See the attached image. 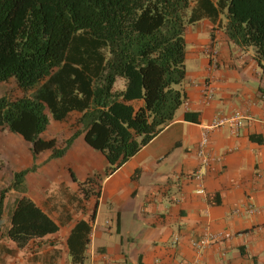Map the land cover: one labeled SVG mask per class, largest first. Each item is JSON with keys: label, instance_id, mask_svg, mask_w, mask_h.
<instances>
[{"label": "crops", "instance_id": "1", "mask_svg": "<svg viewBox=\"0 0 264 264\" xmlns=\"http://www.w3.org/2000/svg\"><path fill=\"white\" fill-rule=\"evenodd\" d=\"M185 42L183 105L160 133L111 173L106 174L104 156L83 135L62 157L50 158V151L34 156L28 142L0 129V264H38L28 257L65 246L74 224L91 216L86 264H264V70L251 50L238 48L207 20L188 26ZM206 84L213 88L209 101L203 96ZM234 111L243 115L242 126L209 132L207 152L219 160L195 180L202 131L217 113ZM78 128L75 122L51 121L41 137L62 147ZM23 170L30 171L21 190L12 188L13 174ZM90 177L98 195L80 207L69 203L71 218L60 225V187L79 196L78 183ZM23 197L59 226L56 233L32 240V251L6 236ZM251 203L255 211L248 214ZM206 232L231 238L217 237L197 255L189 240ZM64 250L60 264H69L66 246Z\"/></svg>", "mask_w": 264, "mask_h": 264}, {"label": "trees", "instance_id": "2", "mask_svg": "<svg viewBox=\"0 0 264 264\" xmlns=\"http://www.w3.org/2000/svg\"><path fill=\"white\" fill-rule=\"evenodd\" d=\"M204 20L238 48L251 50L264 70V0H0V82L14 79L22 93L0 97V129L28 142L34 156L50 151V158L62 157L83 135L104 156L106 174L115 171L183 105L185 30ZM117 79L122 89L114 88ZM72 114L79 128L62 147L42 139L51 119L63 122ZM29 171L15 172L11 187L21 190ZM93 184L91 177L79 182V196L60 187V225L71 218L69 203L80 207L98 195ZM92 221L79 220L70 230L69 264H86ZM58 230L23 197L6 236L24 248ZM61 258L60 248L33 257L38 264H60Z\"/></svg>", "mask_w": 264, "mask_h": 264}, {"label": "built area", "instance_id": "3", "mask_svg": "<svg viewBox=\"0 0 264 264\" xmlns=\"http://www.w3.org/2000/svg\"><path fill=\"white\" fill-rule=\"evenodd\" d=\"M215 57L216 53L213 52L211 61L215 64ZM203 96L206 101H209L212 98L213 94V88L210 84H206L204 90H203ZM186 105V103H185ZM244 117L239 111H234L231 114L228 115H222L221 113H217L212 122L209 124V126L204 128V131H202L200 140L197 145L196 149V155L199 161V168L197 171L194 172L193 178L197 181H200L202 179V170L207 169L212 162L218 161L219 158L212 157L207 152V147L209 143V132L215 129H218L224 125H230L232 128L237 130L242 126ZM199 192H203L202 190H199ZM255 211L254 205L251 203L247 206L246 212L248 214H252ZM217 237H224V238H231V234L229 233H223L221 235H213L210 233H204L201 237L197 239H190L189 243L192 249L196 252L197 255L201 254V252L208 247L211 243H213ZM178 242V238L175 237L173 239V244H176ZM172 264H194V263H188L184 261H175Z\"/></svg>", "mask_w": 264, "mask_h": 264}, {"label": "rangeland", "instance_id": "4", "mask_svg": "<svg viewBox=\"0 0 264 264\" xmlns=\"http://www.w3.org/2000/svg\"><path fill=\"white\" fill-rule=\"evenodd\" d=\"M122 87H123V80L122 79H117L114 88L115 89H122ZM3 96H6V97L12 98V99L22 96L21 92L18 90V88L16 86V83H15L14 79H10L6 83L0 82V97H3ZM75 119H76V114H72L64 122H67V123L70 122L73 125V122H75ZM51 121L53 122L52 119H51ZM61 124H63V123H61ZM58 243H60V241H58ZM60 244H61V246L59 248L62 251V258H63L64 257V253H65V250H64L65 249V246H64V244L62 245V243H60ZM35 246H36V244L29 245L28 250H30V251L35 250ZM51 250L52 249H50L48 251H45V252H42V254L43 253H46V252H50ZM11 255H14V254L12 253ZM37 255L29 256L27 261L28 262H30L32 260L34 261L33 257H36Z\"/></svg>", "mask_w": 264, "mask_h": 264}]
</instances>
